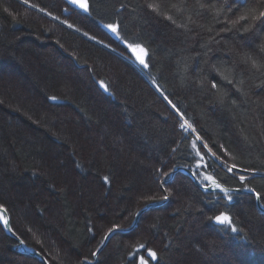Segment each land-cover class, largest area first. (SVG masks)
<instances>
[{
    "label": "trees",
    "instance_id": "1",
    "mask_svg": "<svg viewBox=\"0 0 264 264\" xmlns=\"http://www.w3.org/2000/svg\"><path fill=\"white\" fill-rule=\"evenodd\" d=\"M147 2L89 0V14L65 0H29L35 7L0 0V204L13 230L49 264L93 262L108 228L128 227L131 213L144 206L141 194L169 198L142 213L131 231L109 238L94 264H264V214L253 196L235 193L229 203L181 173L166 185L160 176L176 166L196 171L191 143L200 135L226 161L220 167L207 157L209 172L238 188L243 174L264 196V69L239 62L247 53L264 63V21L248 32H219L225 17L243 11H227L233 0H199L204 9L197 0H160L165 11L182 3V12L169 14L191 29L185 31L151 13ZM212 4L224 6L220 23ZM106 24H118L124 39L148 50V69ZM211 37L219 43H209ZM216 69L242 79L246 95ZM101 80L110 94L99 88ZM181 114L195 132L182 133ZM231 164L249 171L233 177ZM221 212L241 231L212 224L209 217ZM15 244L0 224V264H41Z\"/></svg>",
    "mask_w": 264,
    "mask_h": 264
},
{
    "label": "snow or ice",
    "instance_id": "2",
    "mask_svg": "<svg viewBox=\"0 0 264 264\" xmlns=\"http://www.w3.org/2000/svg\"><path fill=\"white\" fill-rule=\"evenodd\" d=\"M197 2L199 3V0H197ZM225 2L227 3V0H225ZM24 3L28 4L29 7H35V5L29 4V0H24ZM67 3L74 6L75 8L82 10L85 13L90 14L89 0H67ZM234 6L237 7L238 10L243 9V11H241L238 16H235L234 19H228L227 17H225L223 21L225 27L221 28L219 32H229L232 31L233 29H235L237 32H240L241 29H243V32H248L251 30V28L256 23V21H264V0H261V2L256 5H250L248 3V0H233V4L228 5L227 11L231 12ZM145 7L148 10H150L151 13H155L157 16H163L165 20L170 21L177 28H184L185 31H191V29L188 28L187 24L177 23L174 16L169 14V11H171L172 9H174L176 13L182 12L183 11L182 3L181 4L173 3L168 7V11H165L164 7L160 3V0H149V2L145 4ZM205 7H206L205 4L199 3L200 9H204ZM207 7H211L212 9H215L214 15L217 18V23H220L221 21L219 20V17L221 12L224 11V6L221 5L220 8H216V5L212 4ZM4 11L8 12V9L5 7ZM40 11H44V10L40 9ZM65 11H67V9H65ZM46 14L50 15V13H46ZM197 15H200V13H197ZM53 19H57V17H53ZM187 19L189 22L192 21L191 16H188ZM61 22L65 23L64 21ZM242 22H249V23H242ZM237 25H239L240 27H237ZM67 26L69 28H73L72 24H68ZM104 27L115 36L116 40L120 41L121 44H123L125 50L129 53L130 58L138 62L139 65H141L144 69H148L150 67V57L148 50L139 41L135 39L132 40L124 39L120 31V26L118 24H106L104 25ZM261 27H264V23L261 24ZM208 31L211 32L212 28H208ZM219 32H217L216 34L217 36L219 35ZM84 35L88 36V33L85 32ZM89 39H94V37L89 36ZM212 40H215L216 43H219V40H216V37H211L209 39V43H211ZM97 43H100V41H97ZM202 46L206 47V45H202ZM105 47H107V45H105ZM260 51L264 52V45L260 46ZM239 62L245 65L250 64L251 69H255L256 71H261L262 69H264V63H261L259 58H254L252 55L247 53H245L243 56L240 57ZM216 71L218 72L222 80L226 81L228 84H234L238 92H241L242 95H246V93H243L242 88L240 87L243 84L242 79L234 82V80L230 77V75H226L224 72H221L220 69H216ZM228 71L230 72L231 70ZM98 84H99V88L102 89L104 93H109V86L105 81L101 80L98 82ZM211 87L213 89H217V83L213 81ZM220 91L221 90L218 89V92ZM48 99L55 101L56 97L50 96L48 97ZM218 102L220 103L224 102L223 93H221ZM235 102H236L235 100L232 101L233 104H235ZM173 107L175 108V105H173ZM181 120L183 121L179 125L181 130L187 132L189 129H191L192 132H195V128L193 127V125L189 123L186 119H184L182 114H181ZM245 139H247V137H245ZM197 142H199V144ZM191 148L194 150L195 157L199 158L196 161V165H195L196 171H193L192 174L194 176L201 177L202 187L206 192L212 191L214 193H222L223 194L222 197H218V198L227 200L229 203H231L233 199V195L235 193L240 192L241 190L253 194L257 201L264 200V196H262L260 192H257L254 188L250 187L248 183H246V181L248 180L247 176L243 174L239 175V181L243 185V189L240 188L229 189L225 187L223 183H221L219 178L215 177L211 172L208 171L210 168H212V170L214 171V168L213 165L208 162L207 157L210 156L214 163L218 162V166L220 167H225L226 161L220 155H218L217 152L213 151V149L209 147V144L206 141H204L200 135L195 136V139L191 143ZM202 149L206 151H202ZM220 149L224 152L225 156L230 155L227 149H224L223 145H220ZM173 151H175V149H173ZM201 169H203V171H201ZM237 171H239L240 173H244V172H248L249 170L237 169L236 164L227 165V172L231 173L233 177L237 175ZM160 176L164 177V182H163L164 185L168 184L172 180V174L170 172H164L161 170ZM254 177H255V172H253V178ZM104 179H105V183H108V178L105 177ZM165 191H167V188H165ZM141 195L145 201L144 208L138 209L136 212L131 213V215L134 217L140 216L141 212L147 209L148 203L157 202L156 197L153 195H146V194H141ZM168 198H169L168 195H164L160 197V199L164 201H167ZM260 207L264 209V204H261ZM6 211L7 209L4 207V205L0 204V222H2L4 228L10 231L11 229L8 227L9 221L4 215ZM209 219L210 220L214 219L215 223L225 226L232 233H238L239 231H241L235 226L232 217L227 212H221L219 215H216L215 217H209ZM118 230L124 231V229L121 228L120 225L111 226L110 228H108L107 230L108 234L105 235L104 239L105 240L109 239V235ZM89 231H91V229ZM13 235H15V233H13ZM144 247L145 246L141 244L137 249V251H139L140 248H144ZM148 254L153 259H156L155 252L149 251ZM93 255H96V253L94 252ZM141 264H144L143 259H141Z\"/></svg>",
    "mask_w": 264,
    "mask_h": 264
},
{
    "label": "water",
    "instance_id": "3",
    "mask_svg": "<svg viewBox=\"0 0 264 264\" xmlns=\"http://www.w3.org/2000/svg\"><path fill=\"white\" fill-rule=\"evenodd\" d=\"M78 9V8H77ZM80 10V9H79ZM82 11V10H81ZM192 172L193 171H191L189 168H187V167H184V166H176V167H174L171 171H170V173L172 174V179H173V177H174V175L176 174V173H181V174H183V175H185V176H187L191 181H192V183L195 185V187H197L199 190H201V191H203V192H206L205 190H204V188L202 187V183L200 182V180L197 178V176H194L193 174H192ZM225 186V185H224ZM225 187H227V188H229V189H236V188H238V187H228V186H225ZM240 189H243V188H240ZM208 193H211L212 191H207ZM236 194H246V195H250V196H253L254 197V195L253 194H251V193H248V192H246V191H243V190H241L240 192H238V193H236ZM255 198V197H254ZM166 203V201H164V200H159V201H157V202H155V203H148V207H147V209L146 210H144V211H142L141 212V214L142 213H144V212H146V211H148V210H151V209H154V208H157V207H160V206H162V205H164ZM255 205H256V207H257V209L262 213V214H264V209H262L261 207H260V205H261V201H257L256 199H255ZM144 208V206L141 208V209H143ZM141 214H140V216H141ZM4 215L6 216V218L8 219V221H9V228L11 229L10 231L8 230V229H6V228H4V226H3V224H2V222H0V224H1V226H2V228L4 229V231H5V233L9 236V237H11L14 241H15V245L13 246V250H15L17 253H19V254H22V255H25V256H29V257H33V258H35L38 262H40L41 264H49L48 263V261H47V259L39 252V251H37L35 248H33V247H30V246H28L26 243H25V241L13 230V228H12V226H11V221H10V216H9V214H8V212L6 211L5 213H4ZM219 215V214H218ZM140 216H138V217H134V219H133V221H135V222H133L132 221V223L128 226V227H124L123 229H124V231H116V232H114V233H112V234H110L109 235V238H111L115 233H126V232H129V231H131L134 227H135V225H136V223L138 222V220H139V218H140ZM212 224H214V225H216V226H222V225H219V224H217V223H215V221H214V219H212ZM122 228V227H121ZM13 233H15V235H13ZM106 234H108V232H106ZM105 234V235H106ZM105 235H104V237H105ZM109 239H107V240H105L104 238H103V240H102V243L99 245V247L97 248V250L95 251V253H96V255H94L95 256V258L97 259V256H98V253L102 250V248L106 245V243H107V241H108ZM84 263L85 264H94L93 262H86V261H84Z\"/></svg>",
    "mask_w": 264,
    "mask_h": 264
},
{
    "label": "rangeland",
    "instance_id": "4",
    "mask_svg": "<svg viewBox=\"0 0 264 264\" xmlns=\"http://www.w3.org/2000/svg\"><path fill=\"white\" fill-rule=\"evenodd\" d=\"M104 27V26H103ZM112 38H114V39H116L115 38V36L110 32V31H108L105 27L103 28ZM103 45V46H105L104 44H102V43H99V45ZM108 47H109V45H107ZM107 47V48H108ZM108 49H110V50H112L111 48H108ZM113 51V50H112ZM117 53V52H116ZM120 57H125L124 55H122L121 53H117ZM127 58V57H126ZM154 86H155V88H157V86L155 85V84H153ZM132 223V222H131ZM143 261H144V264H148V262L145 260V259H143ZM140 262H141V260H140Z\"/></svg>",
    "mask_w": 264,
    "mask_h": 264
},
{
    "label": "bare ground",
    "instance_id": "5",
    "mask_svg": "<svg viewBox=\"0 0 264 264\" xmlns=\"http://www.w3.org/2000/svg\"><path fill=\"white\" fill-rule=\"evenodd\" d=\"M195 134V133H194ZM12 226V225H11Z\"/></svg>",
    "mask_w": 264,
    "mask_h": 264
}]
</instances>
